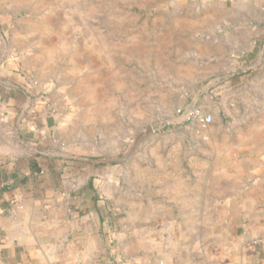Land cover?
Listing matches in <instances>:
<instances>
[{
  "label": "rangeland",
  "instance_id": "1",
  "mask_svg": "<svg viewBox=\"0 0 264 264\" xmlns=\"http://www.w3.org/2000/svg\"><path fill=\"white\" fill-rule=\"evenodd\" d=\"M6 4L9 67L25 82L18 88L47 105L61 153L101 187L94 200L110 205L100 215L113 218L114 258L170 239L190 264H223L235 249L262 251L254 263L264 264V238L245 236L230 175L247 163L235 151L264 137L263 106L247 102L234 77L203 78L196 63L202 30L218 38L227 28L221 10L264 9V0ZM187 106L212 123H179Z\"/></svg>",
  "mask_w": 264,
  "mask_h": 264
},
{
  "label": "crops",
  "instance_id": "2",
  "mask_svg": "<svg viewBox=\"0 0 264 264\" xmlns=\"http://www.w3.org/2000/svg\"><path fill=\"white\" fill-rule=\"evenodd\" d=\"M6 1L0 0V264H190L176 255L170 239L121 250L114 258L113 218L100 215L110 205L94 200H102L101 187L84 183L80 169L61 153L47 105L19 89L25 82L9 67L13 56L6 35L13 11ZM218 15L227 28L218 38L202 30L198 72L203 78L234 77L235 89L264 111V9ZM244 144L247 150L235 154L247 163L230 172L237 178L234 202L248 214L245 236L264 238V137ZM87 174L91 177L89 168ZM261 254L235 249L222 260L256 264Z\"/></svg>",
  "mask_w": 264,
  "mask_h": 264
},
{
  "label": "built area",
  "instance_id": "3",
  "mask_svg": "<svg viewBox=\"0 0 264 264\" xmlns=\"http://www.w3.org/2000/svg\"><path fill=\"white\" fill-rule=\"evenodd\" d=\"M176 116L181 124H194L197 123L202 126L212 123L213 118L211 115L205 113V111L197 106H187L179 108L176 111Z\"/></svg>",
  "mask_w": 264,
  "mask_h": 264
}]
</instances>
